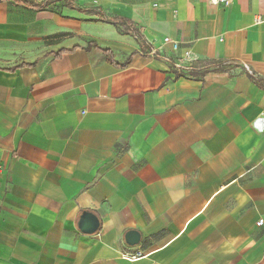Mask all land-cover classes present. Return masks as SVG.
I'll use <instances>...</instances> for the list:
<instances>
[{
  "label": "crops",
  "instance_id": "obj_1",
  "mask_svg": "<svg viewBox=\"0 0 264 264\" xmlns=\"http://www.w3.org/2000/svg\"><path fill=\"white\" fill-rule=\"evenodd\" d=\"M257 16L264 0H0V264H264Z\"/></svg>",
  "mask_w": 264,
  "mask_h": 264
},
{
  "label": "built area",
  "instance_id": "obj_2",
  "mask_svg": "<svg viewBox=\"0 0 264 264\" xmlns=\"http://www.w3.org/2000/svg\"><path fill=\"white\" fill-rule=\"evenodd\" d=\"M211 4L213 5H219V4H223L225 7H230L231 4L233 3V0H209ZM256 23L257 24H263L264 25V17L262 16H257L256 17ZM165 45H170L172 47V49L174 51H178L180 49V43L178 41L173 40L171 37H165L163 39V46ZM150 54L152 55H158L159 54V50L152 48L150 50ZM190 59V53L189 52H185L184 55L182 56L181 62H188ZM184 63H180L178 65H176L178 68L181 69H190V67L185 66ZM246 68L248 69V67L246 66ZM264 221L261 219L259 221V225H263ZM122 256L131 260H135L138 259L140 257H142L144 255L143 251L141 250H137L135 252H130V251H123Z\"/></svg>",
  "mask_w": 264,
  "mask_h": 264
},
{
  "label": "water",
  "instance_id": "obj_3",
  "mask_svg": "<svg viewBox=\"0 0 264 264\" xmlns=\"http://www.w3.org/2000/svg\"><path fill=\"white\" fill-rule=\"evenodd\" d=\"M79 227L86 234H93L99 230V218L92 212L85 211L80 218ZM126 243L130 246L139 245L141 242V233L137 230H130L125 235Z\"/></svg>",
  "mask_w": 264,
  "mask_h": 264
},
{
  "label": "trees",
  "instance_id": "obj_4",
  "mask_svg": "<svg viewBox=\"0 0 264 264\" xmlns=\"http://www.w3.org/2000/svg\"><path fill=\"white\" fill-rule=\"evenodd\" d=\"M104 52H106L108 55H111V51H109L108 49H102Z\"/></svg>",
  "mask_w": 264,
  "mask_h": 264
}]
</instances>
